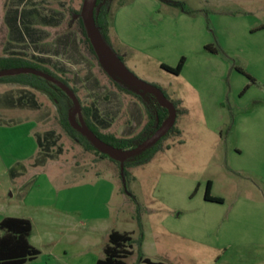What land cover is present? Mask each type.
<instances>
[{
  "label": "rangeland",
  "instance_id": "1",
  "mask_svg": "<svg viewBox=\"0 0 264 264\" xmlns=\"http://www.w3.org/2000/svg\"><path fill=\"white\" fill-rule=\"evenodd\" d=\"M82 5L0 0V56L44 63L93 108L100 131L132 138L145 124L144 104L87 51ZM109 22L127 68L181 102V134L128 169L126 193L119 166L70 138L47 96L0 83V155L23 173L12 178L0 166V217L33 223L40 255L26 264H95L112 231L134 239L126 264H141L140 250L166 264H264V0H111ZM183 57L181 74L161 68ZM3 97L26 106L4 108ZM14 119L23 121L18 129ZM43 157L45 167H29ZM209 181L222 203L205 200Z\"/></svg>",
  "mask_w": 264,
  "mask_h": 264
},
{
  "label": "trees",
  "instance_id": "2",
  "mask_svg": "<svg viewBox=\"0 0 264 264\" xmlns=\"http://www.w3.org/2000/svg\"><path fill=\"white\" fill-rule=\"evenodd\" d=\"M111 0H98L95 10V21L98 29L100 30L104 41L111 47L110 44V22H109V9ZM81 11L77 13L79 16ZM78 27L82 34V43L85 45L87 51L98 60L93 47L87 37L86 30L84 28L83 21L79 16ZM112 48V47H111ZM114 51V50H113ZM115 52V51H114ZM118 55V54H117ZM119 56V55H118ZM120 57V56H119ZM123 61V59L120 57ZM124 62V61H123ZM185 65V58H181L176 67H170L165 64H161V68L174 75L181 74ZM15 68H34L41 70L45 73L52 75L55 79L61 81L68 86L76 95L78 91L72 88L69 84L70 81L66 80L52 72L44 63L40 61H32L24 57L19 56H0V71L5 69ZM111 80L117 86V88L129 95H132L137 100L144 104V110L147 118L146 125L142 131L132 138L118 137L114 133H105L100 131L97 124L94 121V110L92 107H86L81 105L82 118L87 126L104 142L107 144L127 150L134 148L142 141L146 140L154 134L159 126L167 119L168 111L159 106L156 99L147 95L142 98L136 93L131 91L125 85L120 82ZM0 83H13L22 86L30 87L37 92L47 96L56 106L59 116V124L64 132L78 143L82 148L88 152H93L96 155L109 159L111 162L116 163L120 168V163L111 159L107 155L97 150L85 137L75 131L69 123V112L73 108V102L71 98L58 88L53 83L30 74L15 75L10 77L0 78ZM163 92V91H162ZM164 93V92H163ZM165 95V93H164ZM166 96V95H165ZM78 97V95H77ZM167 97V96H166ZM79 99V97H78ZM80 101V99H79ZM81 103V102H80ZM177 109V114H184L185 110H181V102H173ZM180 135L181 131L175 126L170 132L162 138L154 147L146 150L142 154L131 158L125 162V178L130 177L128 169L130 167H137L149 163L155 155L159 152L161 144L167 140L170 135ZM212 183L209 181L206 186L205 200L214 203H222V199L211 195ZM124 192L129 193L126 187ZM135 200V198H134ZM141 225V222H140ZM142 226V225H141ZM33 231L32 222L24 218L6 217L0 222V264H26L35 260L40 251L30 243V236ZM134 239L128 232L121 233L119 231H112L108 237V243L104 247V257L99 259L96 264H126V260L133 254ZM139 246H142V239L139 240ZM139 258L141 264H166L163 262H155L145 257L141 250L139 251Z\"/></svg>",
  "mask_w": 264,
  "mask_h": 264
},
{
  "label": "water",
  "instance_id": "3",
  "mask_svg": "<svg viewBox=\"0 0 264 264\" xmlns=\"http://www.w3.org/2000/svg\"><path fill=\"white\" fill-rule=\"evenodd\" d=\"M97 2L98 0H83L81 13L79 16L83 21L87 37L96 53L101 67L114 81L122 83L142 98L146 97L147 95L153 96L158 102L159 106L168 111L167 119L159 126V128L154 132L152 136L131 149L123 150L115 148L102 141L87 126L82 118L81 103L77 95L68 86L55 79L52 75L34 68H15L0 71V78L30 74L41 77L53 83L63 92H65L73 102V108L69 112V123L71 127L83 137H85L101 153L120 163V175L125 185V162L154 147L162 138H164L175 126L178 114L174 104L170 100H168V98L164 95L160 88L143 80H140L133 72H131L127 68L120 57L104 41L95 21V10L97 7ZM77 115H79V117H77Z\"/></svg>",
  "mask_w": 264,
  "mask_h": 264
},
{
  "label": "crops",
  "instance_id": "4",
  "mask_svg": "<svg viewBox=\"0 0 264 264\" xmlns=\"http://www.w3.org/2000/svg\"><path fill=\"white\" fill-rule=\"evenodd\" d=\"M45 65V64H44ZM46 66V65H45ZM47 67V66H46ZM1 103H2V105H3V107L4 108H7V109H10V110H15V112H18V110L19 109H23V108H25V106H26V104H25V101H24V98H15V97H12V99L11 100H9V98H6V97H3V98H1ZM21 113V112H20ZM144 115H145V118H146V114H145V112H144ZM10 122L9 123H11V122H13V124H17L16 125V129H18L19 127H17V126H20V123L21 122H23V121H20V120H9ZM146 122H147V118H146V121H145V124L143 125V127L146 125ZM2 124H4V125H2ZM6 123H3V121L2 120H0V128L1 127H4V126H6L5 125ZM33 132V129H30L29 130V132H28V135L30 136L31 135V133ZM31 132V133H30ZM30 133V134H29ZM36 134V133H35ZM118 136V135H117ZM118 137H121V136H118ZM133 137V136H132ZM31 138V137H30ZM124 138H131V136L130 137H124ZM32 139V138H31ZM46 139V138H45ZM31 146H32V148H33V152H36L35 154H38L37 152H39V151H37V149H38V147H39V141H37V139H36V141L34 140V141H31ZM42 144V143H41ZM51 144H53V142H51L50 143V140H47V142H45L44 143V146L46 147H48L49 145H51ZM48 157V156H47ZM47 158H45V157H43L41 160H35L34 158H31V159H29L27 162L28 163H31L30 164V168L31 169H37V168H42V167H45L46 166V164H47V160H46ZM34 161V162H33ZM16 164L17 163H15V164H13V165H10V164H7L6 162H5V160L4 159H2L1 158V155H0V166L3 168V173L6 175V174H9L10 176H12V178H14V177H16V176H20L21 174H23L22 172L21 173H15V172H13V170H14V166H16ZM6 217H15V218H23V217H17V216H1L0 217V222L4 219V218H6ZM24 219H26V218H24ZM29 220V219H28ZM32 225H33V223H32ZM33 230H34V227H33ZM31 243V242H30ZM32 244V243H31ZM101 259V258H100ZM99 260V259H98ZM97 260V261H98ZM96 261V262H97ZM96 264V263H95Z\"/></svg>",
  "mask_w": 264,
  "mask_h": 264
}]
</instances>
